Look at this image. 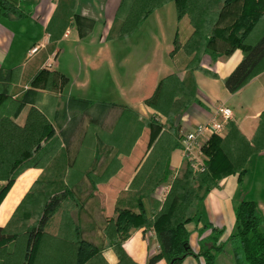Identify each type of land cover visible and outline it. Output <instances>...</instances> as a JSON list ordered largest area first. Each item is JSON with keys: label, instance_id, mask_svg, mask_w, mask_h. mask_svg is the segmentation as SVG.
Masks as SVG:
<instances>
[{"label": "trees", "instance_id": "trees-1", "mask_svg": "<svg viewBox=\"0 0 264 264\" xmlns=\"http://www.w3.org/2000/svg\"><path fill=\"white\" fill-rule=\"evenodd\" d=\"M169 3L176 6L178 22L170 56L174 60L180 54L187 56L186 77L167 76L145 99L156 111L150 119L127 106L109 105L120 111L111 131L92 117L88 127L80 130L76 153L68 149L66 133H56L54 127L57 93L68 78L43 67L27 81V89L14 91L21 67L0 74V204L26 169L42 170L10 222L0 227V264H108L103 249L85 238L74 214L86 207L84 194L97 196L100 187L122 170L124 159L132 157L145 132L146 150L131 172L128 189L116 200L113 216H104L106 248L115 252L117 264H137L123 246L133 229L152 230L157 238L159 253L147 264L160 260L183 264L190 256L200 264H218L228 245L233 247L236 262L264 264V216L253 200L235 206L234 231L226 242L221 241L224 231L208 223L199 230L196 254L188 229L190 225L198 229L206 195L225 178L241 180L250 157L264 150V112L251 141L232 121L224 137L211 136L203 147L204 172L194 171L189 163L181 174L174 175L171 169L172 154L180 148L176 120L199 101L195 72L218 78L201 66L203 56L216 60L219 45L224 55L242 52V61L224 79L230 94L264 72V0H121L107 40L134 36L151 14ZM76 5L77 0L58 1L47 28L53 48L72 21L80 20ZM31 9L29 3L0 0V16L13 13L27 18ZM163 184L169 190L157 201L153 195ZM57 215L58 230L53 234L49 229Z\"/></svg>", "mask_w": 264, "mask_h": 264}, {"label": "crops", "instance_id": "crops-1", "mask_svg": "<svg viewBox=\"0 0 264 264\" xmlns=\"http://www.w3.org/2000/svg\"><path fill=\"white\" fill-rule=\"evenodd\" d=\"M11 1L32 4L33 9L27 18H19L13 13L0 16V74L21 67L20 81L14 86V91L27 89V81L49 60L55 61L52 70L67 77L68 83L57 93L60 99L54 127L56 133H66L67 147L71 153L77 152L82 136L80 130L88 127L92 117L99 118L103 127L111 131L120 111L109 105L127 106L141 118L150 119L156 111L146 105L145 99L154 93L167 76L176 74L180 79L186 77L187 56L180 54L175 60L170 56L178 29L174 3L151 14L134 36L123 40H107L121 0H77L76 13L80 20L72 21L53 48L47 28L56 13L59 0ZM38 45L43 47L31 55L32 49ZM223 52V47L219 45L216 60L210 55L203 56L201 66L215 73L218 78L195 72L199 101L178 116L176 124L179 138L183 131L212 119L216 107L221 104L232 109L231 121L240 132L249 141L254 138L264 112V72L236 94H230L224 79L240 64L243 54L240 50L230 55H224ZM25 113L26 110L20 120L25 117ZM162 122L165 123L164 117ZM146 140L145 132L137 142L132 157L124 159L122 170L100 187L97 196L84 194L82 198L87 202L86 207L74 214L85 230V238L103 249L108 264H117L118 259L113 250L106 248L104 216H113L116 200L123 191H127L133 177L131 172L146 150ZM185 164L179 148L173 152L171 159L174 175ZM41 174V169L29 168L16 179L0 204V227L7 226ZM167 188L168 184L160 186L153 199L162 201L168 192ZM244 200L255 201L264 216V150L250 157L241 180L238 176L225 178L206 195L198 229L193 225L188 226L192 232L190 243L196 254L200 250L199 230L208 223L224 231L222 242L228 240L235 226L234 208ZM59 220L58 215L53 218L49 229L51 233L56 234ZM123 246L137 264H147L151 256L159 253V244L152 230H131ZM156 264L167 263L160 260ZM183 264H200V261L190 256Z\"/></svg>", "mask_w": 264, "mask_h": 264}, {"label": "built area", "instance_id": "built-area-1", "mask_svg": "<svg viewBox=\"0 0 264 264\" xmlns=\"http://www.w3.org/2000/svg\"><path fill=\"white\" fill-rule=\"evenodd\" d=\"M43 45L34 47L31 55L36 54ZM55 61L49 60L44 68L52 69ZM233 119V111L230 107L221 104L215 109V114L212 119L204 124H200L189 131H183L180 135L181 157L185 163L196 172H204L206 170V156L203 147L208 142L211 136H223L228 123ZM169 188H167V191Z\"/></svg>", "mask_w": 264, "mask_h": 264}, {"label": "rangeland", "instance_id": "rangeland-1", "mask_svg": "<svg viewBox=\"0 0 264 264\" xmlns=\"http://www.w3.org/2000/svg\"><path fill=\"white\" fill-rule=\"evenodd\" d=\"M181 171L182 169H180V171L177 174H181ZM242 263L234 262V250L231 245L227 246L226 252L224 253L223 256H221V258L219 257V260H218V264H242Z\"/></svg>", "mask_w": 264, "mask_h": 264}]
</instances>
